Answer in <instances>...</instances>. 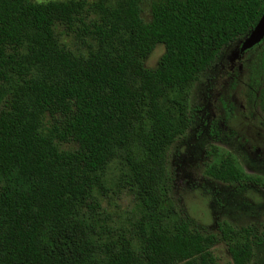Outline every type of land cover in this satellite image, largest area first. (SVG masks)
<instances>
[{"label":"trees","instance_id":"1","mask_svg":"<svg viewBox=\"0 0 264 264\" xmlns=\"http://www.w3.org/2000/svg\"><path fill=\"white\" fill-rule=\"evenodd\" d=\"M141 13V0H0V264H215L213 236L189 218L169 223L162 183L183 128L166 99L250 35L264 0H155L150 22ZM258 62L264 78V52ZM117 160L142 204L133 231L114 240L96 192ZM248 162L264 173V161ZM209 174L254 181L230 157ZM220 231L233 264L264 255L256 226Z\"/></svg>","mask_w":264,"mask_h":264},{"label":"rangeland","instance_id":"2","mask_svg":"<svg viewBox=\"0 0 264 264\" xmlns=\"http://www.w3.org/2000/svg\"><path fill=\"white\" fill-rule=\"evenodd\" d=\"M36 2L66 0H35ZM89 3L98 0H86ZM155 0H141V16L145 22L152 18V4ZM62 43L77 51L78 43L72 36L59 29ZM239 45L227 48L213 67L199 76L184 91H173L166 104L178 117L183 132L167 151L165 176L162 186L173 206L170 225L182 219H191L205 236H213L215 245L210 249L215 264H233L228 244L222 240L220 226L233 231L256 226L258 233L264 232V173L249 164V159L259 160L258 135L264 132V78L258 74V57L264 52V45L245 58L251 60L245 78H237L240 85L230 84L227 66L233 52ZM165 50L158 45L145 61V67L155 69ZM252 68L254 70H252ZM257 70V71H256ZM256 71V72H255ZM251 78L260 87L257 91L248 88ZM250 79V80H249ZM254 84L256 88L258 84ZM254 93V97L251 94ZM238 104L232 116L225 114L223 101ZM243 106V107H241ZM248 117L246 121L244 117ZM212 121L213 126H211ZM233 135L243 137L241 146L233 143ZM64 146L63 149H70ZM262 154V153H261ZM264 155V154H262ZM231 158L243 174L254 181L226 183L213 178L209 171L218 167L226 158ZM127 170L120 160L115 161L106 176L104 193L96 192L101 204V216L111 227L112 236H128L140 220L141 201L137 189L126 177ZM264 255H258L251 264H264Z\"/></svg>","mask_w":264,"mask_h":264},{"label":"flooded vegetation","instance_id":"3","mask_svg":"<svg viewBox=\"0 0 264 264\" xmlns=\"http://www.w3.org/2000/svg\"><path fill=\"white\" fill-rule=\"evenodd\" d=\"M246 55L247 54H244L242 56V58L237 60V61H234V62L229 61V64L226 68H227V72L229 73V76L231 78V81H233V82L238 81L237 78H245L246 73L249 70H251V68H250L251 60L245 58ZM252 70H254V69L252 68ZM247 75H248V73H247ZM233 98L235 101L234 104L231 102H228V101L222 102L223 103V110H225V114L228 116H232V114L235 112L234 110H236V106H237L236 104H238L237 101L235 100L236 97L233 96ZM241 107H243V106H241ZM244 119L246 121H249L248 117H244ZM213 123L215 125V122L212 121L211 126H213ZM257 141L259 142L258 144L260 146H259V149H257L255 152H256V154H258V158H259L258 161L261 162V161H264V155H262V154H264V132H263V134L258 135ZM254 161H255V159H254ZM258 161L256 160V162H258Z\"/></svg>","mask_w":264,"mask_h":264},{"label":"water","instance_id":"4","mask_svg":"<svg viewBox=\"0 0 264 264\" xmlns=\"http://www.w3.org/2000/svg\"><path fill=\"white\" fill-rule=\"evenodd\" d=\"M264 40V13L250 35L238 46V50L232 53L231 60L237 61L249 50L258 46Z\"/></svg>","mask_w":264,"mask_h":264}]
</instances>
